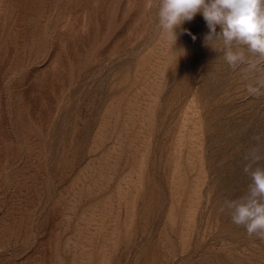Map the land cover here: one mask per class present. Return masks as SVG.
Returning a JSON list of instances; mask_svg holds the SVG:
<instances>
[{
  "label": "rangeland",
  "instance_id": "1",
  "mask_svg": "<svg viewBox=\"0 0 264 264\" xmlns=\"http://www.w3.org/2000/svg\"><path fill=\"white\" fill-rule=\"evenodd\" d=\"M158 3L0 0V264L264 263L221 211L264 154L260 73L199 13L172 46Z\"/></svg>",
  "mask_w": 264,
  "mask_h": 264
},
{
  "label": "clouds",
  "instance_id": "2",
  "mask_svg": "<svg viewBox=\"0 0 264 264\" xmlns=\"http://www.w3.org/2000/svg\"><path fill=\"white\" fill-rule=\"evenodd\" d=\"M198 13L210 29L204 37L205 46L216 51L206 41L222 40L224 59L233 70L247 65L242 69L245 78L248 73H260L255 79L256 86L252 83L246 86L248 94L264 95L261 91L264 89V68L260 67L264 64V0H159L158 27L174 46L178 39L177 29ZM217 26L220 27L218 33ZM245 49L257 59L246 56ZM254 139L257 144L248 150L245 156L248 163L243 168L252 180L248 193L238 199H225L221 211L229 210L232 222L244 226L249 236L264 239V166L260 165L264 154L259 147L262 138L258 135Z\"/></svg>",
  "mask_w": 264,
  "mask_h": 264
},
{
  "label": "bare ground",
  "instance_id": "3",
  "mask_svg": "<svg viewBox=\"0 0 264 264\" xmlns=\"http://www.w3.org/2000/svg\"><path fill=\"white\" fill-rule=\"evenodd\" d=\"M257 258L259 259V257H257ZM257 258H256V259H257ZM260 260H261V258H260ZM255 261H256V260H255ZM257 263L259 264V262H257ZM263 264H264V263H263Z\"/></svg>",
  "mask_w": 264,
  "mask_h": 264
}]
</instances>
